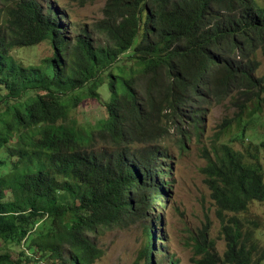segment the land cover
<instances>
[{"label": "trees", "instance_id": "trees-1", "mask_svg": "<svg viewBox=\"0 0 264 264\" xmlns=\"http://www.w3.org/2000/svg\"><path fill=\"white\" fill-rule=\"evenodd\" d=\"M104 1L74 34L48 1L0 0V264H94L91 236L122 222L143 224L134 264H153L150 217L172 169L160 142L223 101L235 116L219 130L240 145L215 155L206 183L231 214L225 249L203 236L194 263L262 264L247 214L264 204V0ZM88 98L105 118L81 126L72 112Z\"/></svg>", "mask_w": 264, "mask_h": 264}, {"label": "rangeland", "instance_id": "rangeland-1", "mask_svg": "<svg viewBox=\"0 0 264 264\" xmlns=\"http://www.w3.org/2000/svg\"><path fill=\"white\" fill-rule=\"evenodd\" d=\"M40 1H48L58 13H63L69 21L67 31L74 34L92 30L103 19L104 0ZM20 56L27 58L29 51H22ZM256 60L259 68L255 77L264 84V58L257 53ZM216 103L206 105L199 128L188 125L182 126L180 131L169 128L160 142L167 150L172 169L169 178L165 179L170 185L167 197L162 200L163 205L158 210L152 211L150 217L154 221L153 264H167L168 259L176 261V264H195L194 260L198 256L194 244L196 240H202L203 236L214 242V249L219 256L225 249L219 217L225 213L218 215L217 205L206 181L213 176L209 166L215 162V155L223 151L224 145L239 149L240 143L234 137L233 128L225 132L219 130L224 119L234 118V109L230 108L227 101ZM72 117L81 126H92L105 118V111L99 103L88 98L72 112ZM257 128L260 133L264 130V108ZM229 215L226 214L222 219L227 220ZM247 219L257 224L258 245L263 246L264 204L254 202ZM142 225L122 222L98 229L91 239L103 251V255L94 264H134L145 242Z\"/></svg>", "mask_w": 264, "mask_h": 264}]
</instances>
